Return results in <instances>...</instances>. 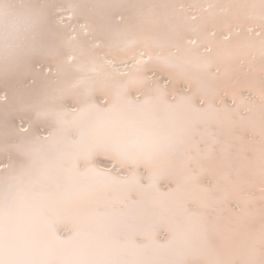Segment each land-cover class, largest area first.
Returning a JSON list of instances; mask_svg holds the SVG:
<instances>
[{"label":"snow or ice","instance_id":"1","mask_svg":"<svg viewBox=\"0 0 264 264\" xmlns=\"http://www.w3.org/2000/svg\"><path fill=\"white\" fill-rule=\"evenodd\" d=\"M0 264H264V0H0Z\"/></svg>","mask_w":264,"mask_h":264}]
</instances>
